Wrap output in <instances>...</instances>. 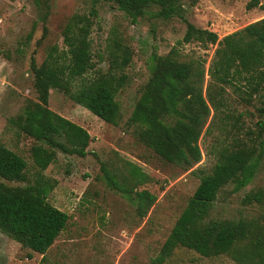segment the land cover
Returning <instances> with one entry per match:
<instances>
[{
	"label": "rangeland",
	"instance_id": "1",
	"mask_svg": "<svg viewBox=\"0 0 264 264\" xmlns=\"http://www.w3.org/2000/svg\"><path fill=\"white\" fill-rule=\"evenodd\" d=\"M251 0H196L185 2V16L197 27L215 31L221 38L264 17V0L251 9ZM90 0H0V140L22 155L33 182L35 168L30 154L32 138L16 137L7 129L8 118L22 112L28 100L37 101L30 67L34 57L39 65L52 44L63 47L62 26L75 12H87ZM148 9L135 23L111 2L97 5L91 31L92 55L96 69H108V47L115 33L132 51L125 68L128 81L117 93L120 119L107 123L74 103L58 89H50L47 106L84 127L92 137L83 157L56 151V159L43 171L53 185L47 199L69 214L65 229L44 254L32 252L0 232V264H160V248L199 183L210 172L222 147L248 130L256 136L257 107L264 93L258 79L237 76L231 84L213 82L207 69L215 45L198 42L178 44L186 24L179 17L156 16ZM176 46L181 60H203V94L211 113L199 140L202 158L189 170L162 160L137 140L129 122L133 106L149 77L154 55H164ZM210 84V86H209ZM208 90L218 109L209 102ZM222 93L220 94V91ZM252 135V136H253ZM138 174H133V171ZM144 175L148 178L144 180ZM6 185L28 182L7 181ZM148 190L156 201L144 217L122 189ZM264 190V154L252 181L231 192L227 185L210 212L215 218L258 216V205L242 203L250 189ZM31 253V257L28 254ZM162 264H236L229 255L204 257L194 250L176 248Z\"/></svg>",
	"mask_w": 264,
	"mask_h": 264
},
{
	"label": "trees",
	"instance_id": "2",
	"mask_svg": "<svg viewBox=\"0 0 264 264\" xmlns=\"http://www.w3.org/2000/svg\"><path fill=\"white\" fill-rule=\"evenodd\" d=\"M101 2L115 4L132 23L152 7H157L156 16L163 19L179 17L186 29L178 44H216L207 69L213 82L222 86L245 75L257 78L264 90V17L219 38L215 31L197 27L185 16V2L193 6L196 0H90L87 12L73 13L62 26L63 47L50 45L39 65L31 58L37 101L28 100L22 112L8 118L7 129L16 137L34 140L30 147L35 168L33 182H29L25 158L0 140V178L28 182L13 186L0 181V232L39 254L49 249L69 220L67 212L48 201L47 193L53 185L44 179L43 171L56 159V151L83 157L92 140L84 127L49 109L50 89L62 91L107 123L116 125L120 119L116 95L128 81L124 70L132 51L115 33L108 47V69H96L90 35ZM258 4L259 0H251L246 8ZM204 62L205 59L181 60L176 46L164 55H154L149 77L129 117L139 142L184 171L202 158L199 140L211 113L203 94ZM208 96L212 107L218 109L221 102L216 105L209 90ZM260 97L256 136L248 130L251 135L235 138L220 149L211 171L202 173L164 240L158 263L162 264L176 248H186L204 257L229 255L236 264H264L263 189H250L242 198L245 205L259 206L258 216L215 218L210 214L227 185L231 184V192H236L256 174L264 154V93ZM133 174L138 173L134 170ZM147 178L144 175L143 179ZM122 192L135 203L140 217L146 216L156 201V196L145 189Z\"/></svg>",
	"mask_w": 264,
	"mask_h": 264
}]
</instances>
